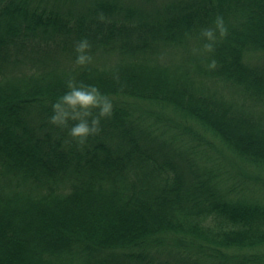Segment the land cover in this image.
<instances>
[{
  "label": "trees",
  "instance_id": "trees-1",
  "mask_svg": "<svg viewBox=\"0 0 264 264\" xmlns=\"http://www.w3.org/2000/svg\"><path fill=\"white\" fill-rule=\"evenodd\" d=\"M262 56L264 0H0V264H264ZM70 77L114 105L84 144Z\"/></svg>",
  "mask_w": 264,
  "mask_h": 264
},
{
  "label": "clouds",
  "instance_id": "clouds-1",
  "mask_svg": "<svg viewBox=\"0 0 264 264\" xmlns=\"http://www.w3.org/2000/svg\"><path fill=\"white\" fill-rule=\"evenodd\" d=\"M217 30L220 36L227 33V28L222 17H217L215 28H206L203 32L207 39L204 47L211 52L217 41ZM91 45L87 38L76 45V63L87 66L91 61L89 49ZM216 61L212 60L209 67L214 68ZM68 90L63 93L53 104L51 122L61 128H68L70 121H75L69 128V135L84 144L88 137L97 133L100 128L101 118L111 117L114 105L105 93L95 84H82L75 78H68ZM98 110V111H97ZM89 117L91 119H89Z\"/></svg>",
  "mask_w": 264,
  "mask_h": 264
},
{
  "label": "rangeland",
  "instance_id": "rangeland-1",
  "mask_svg": "<svg viewBox=\"0 0 264 264\" xmlns=\"http://www.w3.org/2000/svg\"><path fill=\"white\" fill-rule=\"evenodd\" d=\"M136 2L137 3H139V4H141L142 6L143 5H149V4H151L152 5V3H153V5H156V6H160V5H162V4H164V3H166V2H168V0H154V2H153V0H151V1H148V3H147V1L145 2V1H141V0H136ZM28 52H30V50L28 51ZM259 59V60H258ZM258 59H256L255 58V62L256 63H259L260 62V64H262V65H264V56H262V57H258ZM149 110L150 109H153V107L151 108V107H147ZM155 110H158V108L156 107L155 108ZM167 117L168 118H170V117H174V114L172 113V112H167ZM168 118H163L164 119V121L162 120L161 121V123L159 124V126L160 125H165V126H169L170 125V121H168L169 119ZM148 122H150V123H152L153 124V126L155 127V128H157V130L158 131H162L163 129H160V128H158L154 123H155V121H154V119H147V121H146V123L147 124H149ZM150 125V124H149ZM161 127V126H160ZM191 138L192 139H194L192 136H185V145L186 146H190L191 144H195V139H194V141H192L191 140ZM201 147L200 148H202L203 147V149H210L211 150V148L209 147V146H207L205 143H203V144H201L200 145ZM205 146H206V148H205ZM210 154H213V156H214V153H215V150H212V152H209ZM260 187H261V191H262V193H261V191H260V194L262 195L263 194V196H264V185H260ZM51 257V255L49 254V257H47L46 259L47 260H49V261H51L50 258ZM155 258H156V261H158V262H160V261H167V263H169V264H179V263H182V261L181 260H175V258H183V256H182V253L181 252H178L177 254H175V257L174 258H172L171 256H169V255H166V256H158V255H156L155 256ZM57 259H55V258H53L52 259V261H56ZM75 261L76 262H74L73 264H101L102 262H100L98 259H95L94 257H92V256H86V254L84 253L82 256H81V258L80 259H75ZM52 264H53V262H52ZM113 264H115L114 262H113Z\"/></svg>",
  "mask_w": 264,
  "mask_h": 264
}]
</instances>
